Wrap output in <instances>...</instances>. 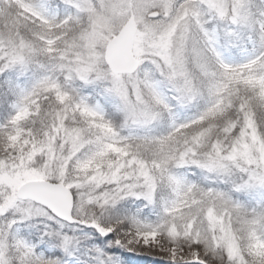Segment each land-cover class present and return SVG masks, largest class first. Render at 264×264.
Segmentation results:
<instances>
[{
    "label": "snow or ice",
    "instance_id": "obj_1",
    "mask_svg": "<svg viewBox=\"0 0 264 264\" xmlns=\"http://www.w3.org/2000/svg\"><path fill=\"white\" fill-rule=\"evenodd\" d=\"M257 7L259 10L254 11L252 0H46L39 4L32 0H0V76L10 72L42 73L31 87H21L11 79L0 84V88L7 86V91L0 93V106L9 104V95L14 97L11 113L0 122L7 154L10 153L7 160L0 161V236L19 233L22 223L35 222L44 226L42 240L48 238L66 256H73V245L78 244L79 238L53 229L48 221L62 227L73 222L91 225L104 235L117 233L113 243L131 251L156 248L157 241L146 239V234L158 231L161 224L144 223L135 216L114 222L106 220L110 209L126 199L128 193L116 186L96 188L102 180L97 179L100 173L89 178L88 183H94L95 187L77 202L76 192L82 185L69 181L72 165L86 175L94 164L99 167L97 161L113 150L120 137L99 103L92 105L89 97L82 94L81 90L88 86L106 83L104 94L118 99L119 110L126 113L132 125L152 119L153 105L172 109L169 98L161 91V83L170 87L175 93L172 98L178 103L200 95L210 97L212 103L202 116L209 115L227 100L240 114L239 131L246 142L223 158L213 154L212 161L202 166L228 173L237 152L249 159L251 153L258 161H264V130L259 136L256 134L262 127L257 112L264 109V5ZM165 15L170 21L168 30L154 45L161 49L162 59L157 63L160 79L144 73L137 77L133 93L122 79L123 70H131L133 64L130 60L121 62L113 54V48L118 43L138 42L153 31L149 21ZM84 17L88 18V29L74 34L71 26ZM137 24H143V32L136 31ZM118 28L122 29L117 33L118 38L107 45L109 72L104 71L102 57L95 61L82 57L81 49L85 45L91 51L101 33L117 32ZM242 45L252 47V54L245 62L233 63L225 58V51ZM41 58H46V62ZM29 121H40L43 128L33 133L27 129ZM249 128L253 130L250 143L247 142ZM45 135L47 139L39 141L37 147L35 138ZM52 140L56 149L63 143L62 151L71 162L58 170V181L63 182H48L47 165L34 169L18 163L22 159L17 155L20 143L32 144L27 153L29 159L35 152L40 153L37 156L43 155V145L47 143L52 158ZM240 171L243 177L236 191L264 193V169L242 167ZM111 179L117 185L120 183L115 173ZM30 180L41 183L30 185ZM148 187H152L150 181ZM180 190L174 189L177 193ZM137 198L154 202L151 191ZM204 199L208 207L201 212L215 207L217 200L223 202L217 215L226 212V219L234 217L247 244H240L238 234L213 233L203 243L179 249L173 244L167 250L160 249L170 264H208V253L217 251L223 253L228 264H264V200L258 208L249 211L245 205L226 199L215 190H208ZM25 201L31 202V207L21 208ZM93 209L98 211H90ZM122 229H127L123 236L119 235ZM6 246V241H0V248ZM15 246L23 253L18 264H62L60 255L46 256L22 237L16 238ZM112 259L109 257L100 264H112ZM0 264H10L2 252Z\"/></svg>",
    "mask_w": 264,
    "mask_h": 264
},
{
    "label": "rangeland",
    "instance_id": "obj_2",
    "mask_svg": "<svg viewBox=\"0 0 264 264\" xmlns=\"http://www.w3.org/2000/svg\"><path fill=\"white\" fill-rule=\"evenodd\" d=\"M34 3H43L46 0H32ZM64 14V9H61V15ZM212 27V25H210ZM104 39V34L96 40L95 45L91 51L88 50L87 55L82 53V57H87L90 60H98L101 55L96 50L98 44ZM135 44V43H134ZM252 54L251 45L241 46L239 48H232L230 51H225V58L233 63L245 62L247 58ZM42 62H46V58H41ZM42 73L30 71L26 75H21L19 72H10L7 76H0V84L7 79H11L14 84L18 83L21 87H31L32 83ZM156 79H160L158 74ZM76 86H79L78 84ZM161 91L169 98V102L173 105L172 109L164 110L156 108L153 111V118L147 122H141L137 125H132L130 128H124L117 130L120 133L118 141L113 144V150L100 158L96 164L92 166L97 173H100L104 179L100 180V183L96 186H101L103 183L113 180L108 177H112L115 173L116 177L126 179L128 184L121 185V189L127 188L128 197L132 198L133 205L140 211L138 213V219L144 223L161 224L162 226L158 231L147 233L146 239L157 241L155 249L145 248L143 251H131L129 248L116 245L113 241L117 237V233H108L107 235L99 233L91 225H77V224H65L63 227L54 221H48L51 227L63 234L79 238V242L73 245L75 255L65 256L63 250L59 247H54L48 238L41 239L42 232L44 230L43 225H38L33 222L32 225L22 223L20 226L21 236L27 239L30 243L37 246V251L44 255H60L70 261V264L75 262L78 258L82 264H100V261H107L109 257H112V264H143L142 259L148 256H152L153 260L160 257L167 256L160 251V249L167 250L175 244L176 248L189 246L194 243H203L213 233L224 234L228 233L231 236H236L237 231L234 227V217L225 218L226 212H222L217 215L218 209L223 208V202L217 200L216 206L208 208L207 211L201 212L202 208H207L205 203L204 194L208 190H215L217 193L224 194L226 199L234 200L237 203L245 205L249 211L252 207H259L262 200H264V193L258 190H244L236 191V186L241 183L243 173L240 168H261L264 169V161H258L254 154H249L252 158L237 152L236 158L231 161L233 165L228 173H223L215 170H208L203 167L206 162H211L213 154L216 157L223 158L228 152H226L229 145H224L225 142L214 141L210 150L212 153L210 157H204V160H196L195 147L190 144L186 150H182L181 146L186 144L187 141H197L199 138L201 141H206L207 137L211 136V126L215 118L225 111L229 106L227 100L219 103L214 111L209 115L202 116V113L206 111L212 100L207 95H200L190 98L182 103H177L172 97L175 93L170 89L166 83H161ZM7 86L0 88V93L6 92ZM82 94L89 97V102L92 105L99 103L107 119L111 120L117 127L123 122V113L119 110V101L117 98L108 96L101 92L96 86H88L83 88ZM227 89H225L226 93ZM14 97L9 95V104L0 106V122L11 113L10 107L11 101ZM39 123L36 124L38 126ZM206 125V129H200L195 135H191L189 128L193 126ZM37 129H40L37 127ZM29 130V129H28ZM252 129H248V139L250 140ZM259 129L256 130L257 136H259ZM191 135V136H190ZM126 138V139H125ZM140 139L144 148L153 152V158L150 160H129L130 166H133L131 170H126V173L119 174L120 169L125 168L126 162H124L123 156L128 155L129 144L121 145L120 142L128 139ZM47 139L45 135L44 140ZM143 139V140H142ZM19 140V138H18ZM36 146L37 137L35 138ZM163 141V142H161ZM141 144H136V147H141ZM52 159H56L58 152L55 147V140H52ZM32 148V144H19L21 160L19 164L25 166L26 163H31L39 152H35L32 158L29 159L27 155L28 150ZM44 152L48 153V145H43ZM124 149L123 152H116L115 149ZM0 150H7L4 144V134L0 132ZM160 154H166L164 157ZM115 155L117 163L116 171L111 173L107 171V168L111 166L110 157ZM209 159V160H208ZM208 160V161H207ZM4 161V159H0ZM128 161V162H129ZM176 161L173 165L171 162ZM137 163V164H136ZM136 164V165H135ZM31 170V169H29ZM117 172V173H116ZM111 173V174H110ZM138 178V179H137ZM37 181V180H30ZM149 181L152 184L151 189L148 187ZM179 181V184L177 183ZM190 181L195 183L189 184ZM97 188V187H96ZM143 188L144 191L140 192L138 189ZM180 188L178 193L174 189ZM190 189V190H189ZM126 190V189H125ZM151 191L154 202L150 203L145 198H137V196H143ZM166 194V195H165ZM160 196L162 204L158 203V197ZM164 200V201H163ZM159 205V206H158ZM211 213L209 215L208 213ZM114 213H108L106 220L110 215ZM223 229V232L221 231ZM122 229L119 235L123 236L124 231ZM161 231H164L171 236V242H168L163 238ZM179 235L189 236L194 235V242H186V240H179V242H173V238ZM202 236V237H201ZM97 249L99 252H97ZM102 253L103 255H100ZM218 251L213 254L208 253L209 258L219 261L222 257L217 254ZM128 254L129 256H127ZM150 258V257H149ZM72 259V260H71ZM144 260V259H143ZM137 262V263H136Z\"/></svg>",
    "mask_w": 264,
    "mask_h": 264
},
{
    "label": "clouds",
    "instance_id": "obj_3",
    "mask_svg": "<svg viewBox=\"0 0 264 264\" xmlns=\"http://www.w3.org/2000/svg\"><path fill=\"white\" fill-rule=\"evenodd\" d=\"M254 11H258L259 8L257 6L264 5V0H252ZM128 20H131V16L128 17ZM154 27L153 31L147 35H145L142 39H140L138 42H135L134 46L130 50V58L129 60L132 62L133 67L131 70L125 68L122 72V79L124 80L126 86L130 88L133 93L135 91V88L137 86V77H142L144 73H151L154 78H156V75L158 74L157 71V63L160 59H162L161 55V49L155 47L154 45L159 42L160 36L164 35L168 30V25L170 21L167 19V16H160L157 19H152L149 21ZM89 27L88 24V18L84 17L82 18L78 23H74L71 26L72 32L76 35H79L81 30H87ZM119 31H122V29H117V32L113 33H104V39L101 40L98 44L97 51L100 53L101 57L105 61L104 71L109 72L111 69V65L107 64V56H108V43L112 40H116L118 38L117 33ZM137 32H143L144 26L143 24H137L136 26ZM118 47V45H117ZM81 52L87 55L88 49L85 45ZM139 61V63H135L136 61ZM166 70V69H165ZM159 76V74H158ZM198 78V77H197ZM108 85L101 84L98 87L101 92H103L104 87H107ZM104 93V92H103ZM145 100L148 101L147 95H145ZM178 103V102H177ZM153 108L156 109L155 105H153ZM123 113V122L115 128L117 130H122L124 128H130L131 123L128 122V117L125 112L121 111ZM238 115V112L233 108V110L230 112V116ZM257 121L262 126L261 129H264V109L258 110L257 112ZM217 139H220V136H217ZM246 142L243 137H241L240 131H237L234 133V135L229 139V147L227 148L226 152H230L233 148L242 147L243 143ZM250 143V140L247 141ZM64 148L63 143L60 144L59 148L57 149L58 155L56 159H52L48 153H44L41 156L35 157V159L31 163H26L25 166L28 168H34V169H43L44 165H47V174L49 175V183H55V182H63L58 181V170H63L65 168L66 163H71L70 161H67L65 158V154L62 151ZM7 154L4 157V160H7L8 158ZM173 165L176 163V161L171 162ZM73 171H71L68 179L69 181H73L76 183H79L82 185L81 189H78L76 192V199L77 202L79 201V198L81 196H86L88 192H91L93 188L95 187V184H89L88 180L91 176L97 175V171L95 168H91L88 173L85 175L82 172H79L76 170V165H72ZM111 179V177H108ZM97 179H104L103 176H97ZM195 183V181H190L189 184ZM39 184V183H30V185ZM29 185V186H30ZM138 191L143 192L144 189L140 188ZM259 191V190H258ZM260 192V191H259ZM39 194V193H38ZM31 207V202L25 201L21 208H29ZM90 211H98V210H90ZM74 214L79 215V212L75 209H73ZM2 227V225H0ZM236 228L237 234L239 236V241L242 246L247 244V240L242 232L239 231V226L234 225ZM17 237H22L21 232L16 233L15 231L12 233V235H3L0 236V241H6L7 246L4 248H0V252L5 253L7 258L10 261V264H18L19 257L23 254L16 246H15V240ZM55 243H58L57 241H54ZM222 257V260L219 261V264H228L227 258L223 255L222 252L217 253ZM66 256V255H65ZM62 264H70V261L66 259L65 257H61ZM208 264H218L216 260H213L209 258Z\"/></svg>",
    "mask_w": 264,
    "mask_h": 264
},
{
    "label": "trees",
    "instance_id": "obj_4",
    "mask_svg": "<svg viewBox=\"0 0 264 264\" xmlns=\"http://www.w3.org/2000/svg\"><path fill=\"white\" fill-rule=\"evenodd\" d=\"M232 110H233V107H232V105L229 104V106L227 107V111H225L223 114H221L215 118V120L211 126V133L212 134H211L210 138L207 137V140L203 141V142L201 141L200 138L197 141H194V140L191 142L187 141L186 144L181 146L182 150L184 151L187 149V147L192 145L193 147L196 148L195 151L197 152L196 155L194 156V159L202 161V160H204V157H206V156L210 157V154L212 153L210 148L212 147V144L214 141L225 142L224 145H229V139L234 135L235 132L239 131V121L241 119L238 111H237L238 115L230 116V112ZM37 123H39V122L29 121L27 124V129H29L30 131L35 133L38 130H40L41 128H43V125L41 124V122L38 126H36ZM37 127H39L40 129H37ZM203 128L206 129V125L204 123L202 126L197 125V126L190 127L189 132L191 133V135H195L200 129H203ZM262 130H264V129H259V131H262ZM45 133H46V130H45ZM218 135L220 136V139H217ZM44 138H45V136H43V137L37 136V143H39V141H41V140H44ZM119 144H121V145H125V144L128 145L129 144L130 145L129 149H128V151H129L128 155L123 156L124 162H126L125 168L120 169L118 171L119 174L124 173V172L126 173V170H131L133 168V166H130L132 164V163L130 164V161H129L130 159L136 160V161H134V163H135V162H138L139 160L140 161L144 160V159L150 160L151 158H153V152L154 151H151L149 149L144 148V145L141 144L140 139L132 138V139L124 140V141L120 142ZM136 144H141V147H136L137 146ZM187 144H190V145H187ZM6 155H7V150H5V151L0 150V159H4V157ZM17 155L21 156L20 152H18ZM161 155H162V157H164L166 154H160L159 156H161ZM110 159H111V161H113L115 159V155L111 156ZM116 167H117V163L115 160V161L111 162V166L107 168V171L113 173L116 171ZM119 181H120V183L118 185H117L116 181L109 180V181L103 183L101 186H96V187L97 188H110L113 186L121 187V185L128 184V182L124 178L123 179L121 178V180H119ZM125 189L128 190L127 188H125ZM158 200H159L158 203H160V206H161L162 200H161L160 196L158 197ZM109 213H114V214H111L109 219H108V220H111L112 222H114L116 219H118V218L122 219L124 217L135 216L138 219V213H140V211H138V209L135 208V206L133 205L132 198L127 197L126 199L121 201L115 208L110 209ZM161 233H163L162 236H163V238H165V240H167L168 242H171V236L170 235H168L164 231H161ZM179 240H183V241L186 240V242L191 243V242L195 241V237H194V235H191V237L179 235V236H176L173 238V242H179ZM126 255L129 256L128 254H126ZM158 257H159V259L153 260L152 256H148L147 259L143 258L144 260L142 259V262H143V264H170L168 258L160 257V256H158ZM73 264H82V263L80 261H78V258H77V259H75V262H73Z\"/></svg>",
    "mask_w": 264,
    "mask_h": 264
},
{
    "label": "water",
    "instance_id": "obj_5",
    "mask_svg": "<svg viewBox=\"0 0 264 264\" xmlns=\"http://www.w3.org/2000/svg\"><path fill=\"white\" fill-rule=\"evenodd\" d=\"M134 46V42H123L118 43V47L114 46L113 54L118 56L121 62H127L130 58V50ZM29 183H41V181H29ZM69 224H75L73 222H68Z\"/></svg>",
    "mask_w": 264,
    "mask_h": 264
}]
</instances>
